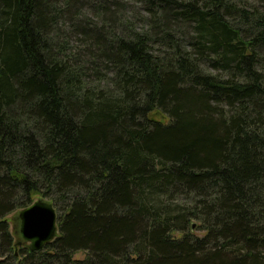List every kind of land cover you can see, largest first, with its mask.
Wrapping results in <instances>:
<instances>
[{"label": "trees", "instance_id": "obj_1", "mask_svg": "<svg viewBox=\"0 0 264 264\" xmlns=\"http://www.w3.org/2000/svg\"><path fill=\"white\" fill-rule=\"evenodd\" d=\"M253 1L0 0V264H264ZM38 196L33 250L8 216Z\"/></svg>", "mask_w": 264, "mask_h": 264}, {"label": "water", "instance_id": "obj_2", "mask_svg": "<svg viewBox=\"0 0 264 264\" xmlns=\"http://www.w3.org/2000/svg\"><path fill=\"white\" fill-rule=\"evenodd\" d=\"M15 214L19 220V227H14L19 233L16 234V245L29 242L31 249L39 250L54 240L59 232L56 208L48 200L38 198Z\"/></svg>", "mask_w": 264, "mask_h": 264}, {"label": "rangeland", "instance_id": "obj_3", "mask_svg": "<svg viewBox=\"0 0 264 264\" xmlns=\"http://www.w3.org/2000/svg\"><path fill=\"white\" fill-rule=\"evenodd\" d=\"M247 1H248L249 3H253V4L257 5V3H256L255 1H253V0H247ZM130 5L133 6L132 3H131ZM134 6H137V7H132V8L139 9V8H138V5H135V4H134ZM121 12H123V9H122L121 7H119V9H117V14H120ZM83 13H84V11H83ZM84 14H85V13H84ZM133 22H134L135 24H138V23H137V16L133 17ZM75 41L79 42L78 39L74 38L73 41H71L70 44H71V45L76 44ZM39 197H40V196H38L37 198H35V200L38 199ZM42 198L44 199V197H42ZM35 200H34V201H35ZM45 200H47V199H45ZM8 218H10L11 230L14 231V227H15V229H17V228L19 227V220H18V218L16 217L15 212L9 214ZM197 232L200 233L199 231H197ZM19 241H20V238H19ZM17 245L19 246V244H17ZM18 250H19V247L16 248V251H17V252H18ZM78 256L83 257L84 254H83V253H79Z\"/></svg>", "mask_w": 264, "mask_h": 264}]
</instances>
